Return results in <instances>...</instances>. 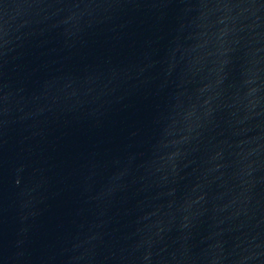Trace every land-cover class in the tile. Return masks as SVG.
Wrapping results in <instances>:
<instances>
[{
  "label": "water",
  "instance_id": "95a60500",
  "mask_svg": "<svg viewBox=\"0 0 264 264\" xmlns=\"http://www.w3.org/2000/svg\"><path fill=\"white\" fill-rule=\"evenodd\" d=\"M0 264H264V0H0Z\"/></svg>",
  "mask_w": 264,
  "mask_h": 264
}]
</instances>
